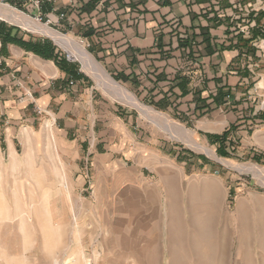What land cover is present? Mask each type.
<instances>
[{
	"label": "crops",
	"instance_id": "1",
	"mask_svg": "<svg viewBox=\"0 0 264 264\" xmlns=\"http://www.w3.org/2000/svg\"><path fill=\"white\" fill-rule=\"evenodd\" d=\"M78 7L67 9L60 29L86 43L107 74L151 113L98 95L91 76L70 58L78 69L74 77L55 60L23 46L3 47L0 38V146L7 151L0 176L9 180V210L3 208L7 218L1 221L8 228L0 233L1 243L30 241L22 226L26 213L23 234L19 230L18 214L26 209L33 210L42 241L57 226L77 225L79 206L71 195L83 188L88 166L110 171L127 159L131 166L116 170V184L138 183L144 164L157 165L162 155L177 158L182 152L165 147L167 137L157 120L170 121L174 131L195 127L220 145L235 136L248 145L254 129L255 142L264 144V48L258 31L252 34V20L244 18L246 5L236 0H79ZM19 30L13 33L27 41L44 40L26 39ZM56 52L59 59L65 56L58 46ZM42 111L47 114L39 115ZM38 119H46V128L36 130ZM40 137L54 143L57 152H40ZM22 142L26 148L19 152ZM64 181L71 184L66 190L60 187ZM14 194L20 195L23 210L15 215L10 209H16Z\"/></svg>",
	"mask_w": 264,
	"mask_h": 264
},
{
	"label": "rangeland",
	"instance_id": "2",
	"mask_svg": "<svg viewBox=\"0 0 264 264\" xmlns=\"http://www.w3.org/2000/svg\"><path fill=\"white\" fill-rule=\"evenodd\" d=\"M236 1L247 6L244 18L252 20L253 26L249 22V27L254 29L252 34L258 31L255 33L259 37L257 42L263 49L264 0ZM252 8L257 9V15H253ZM0 22L17 27L26 39L54 41L68 59L91 76L98 95L103 93L110 100L125 102L113 89L96 84L97 80L83 62L62 44L6 19L0 18ZM59 31L81 43L96 59L79 37L62 29ZM98 63L104 68L103 63ZM38 114L44 116L47 112ZM154 114L157 112L153 111ZM44 120H37L36 130L46 128ZM166 122L170 123L155 122L167 137L165 147H175L182 154L177 158L174 154L162 155L157 165L144 164L141 167L143 178L138 183L116 184V170L121 173L131 166L127 159L125 164L110 171H95L88 166L83 188H77L71 195L72 202L79 206L74 215L77 225L66 226L67 230L55 227L49 240L42 241L33 210L23 211L20 195H12L16 203L15 210L10 207L12 214L23 211L18 214L20 234H23L22 213L28 215L22 226L30 241L0 242V248H5L7 255L2 264H264V144L255 142L254 129L249 130L248 145H242L237 136L220 145L207 141L195 127L183 128L185 135L174 138V130ZM187 138L206 145L216 156L191 145ZM51 143L40 137V152H57ZM23 144H17L19 152L23 151ZM221 146L225 155L220 152ZM6 153L1 145V166ZM247 166H257L259 170ZM66 181L60 185L63 190L71 185ZM75 182L78 185L76 179ZM8 185L9 180L0 176V198L6 210H9L6 205ZM2 222L0 233L3 234L8 227L1 225ZM39 237L41 240H37Z\"/></svg>",
	"mask_w": 264,
	"mask_h": 264
},
{
	"label": "bare ground",
	"instance_id": "3",
	"mask_svg": "<svg viewBox=\"0 0 264 264\" xmlns=\"http://www.w3.org/2000/svg\"><path fill=\"white\" fill-rule=\"evenodd\" d=\"M0 18L8 20L10 21V23L13 22V23L22 25L23 27H26L34 32L46 35L54 39L58 44H62L63 47H66V49H69V52L71 54H73L75 57H78L83 62V65L86 68V70L95 77V79L97 80L100 86H107L113 89L114 91H116L118 96L122 98L125 102H127L128 104L139 106L145 112L151 113L150 108L139 103L133 94L129 93L126 89L122 88L111 76H109L106 73L104 68L95 60V58L91 55V53L81 43L76 41L70 35L63 34L44 24L36 22L34 19L20 12L15 11L9 6L0 5ZM176 128H177V131L176 130L172 131V133H174L175 136L181 137L185 135V131L182 127L176 126ZM185 140L191 145L196 146L199 149L204 150L208 152L209 154L216 156L214 151L210 149L209 147H207L206 145L204 144L202 145L193 139L187 138ZM247 167L255 169V171L259 170L257 166H247ZM4 218H7V213L3 210L2 200L0 198V222ZM4 249L0 248V262H1L0 264H2V261L6 258Z\"/></svg>",
	"mask_w": 264,
	"mask_h": 264
},
{
	"label": "built area",
	"instance_id": "4",
	"mask_svg": "<svg viewBox=\"0 0 264 264\" xmlns=\"http://www.w3.org/2000/svg\"><path fill=\"white\" fill-rule=\"evenodd\" d=\"M61 1L62 0H0V5L9 6L15 11L34 19L36 22L45 24L59 31L63 21L68 18L67 9L73 8L74 11H76L80 8L78 7L79 0H67L66 7H61ZM50 14H55L57 20H54Z\"/></svg>",
	"mask_w": 264,
	"mask_h": 264
},
{
	"label": "trees",
	"instance_id": "5",
	"mask_svg": "<svg viewBox=\"0 0 264 264\" xmlns=\"http://www.w3.org/2000/svg\"><path fill=\"white\" fill-rule=\"evenodd\" d=\"M13 28L16 27L9 26L5 22H0V38L3 41V47L8 43L23 46L27 51H32L46 59L55 60L61 68L67 70L73 77L79 75L76 66L69 62L66 56H63L61 59L58 58L59 53L56 52L57 46L51 40L44 39L39 41H27L23 37L19 36L18 33H13ZM227 133V131L223 133L222 137H220L221 141L224 140ZM220 152L224 155L226 154V152L222 150V146Z\"/></svg>",
	"mask_w": 264,
	"mask_h": 264
}]
</instances>
